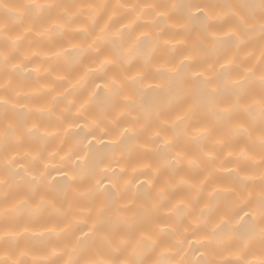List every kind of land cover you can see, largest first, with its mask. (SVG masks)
Masks as SVG:
<instances>
[{"label":"snow or ice","instance_id":"1","mask_svg":"<svg viewBox=\"0 0 264 264\" xmlns=\"http://www.w3.org/2000/svg\"><path fill=\"white\" fill-rule=\"evenodd\" d=\"M0 264H264V0H0Z\"/></svg>","mask_w":264,"mask_h":264},{"label":"bare ground","instance_id":"2","mask_svg":"<svg viewBox=\"0 0 264 264\" xmlns=\"http://www.w3.org/2000/svg\"><path fill=\"white\" fill-rule=\"evenodd\" d=\"M7 2H13V0H7ZM66 2H69V3L79 2V0H66ZM33 66L34 65H29V68H31ZM157 82H158V80H156V81H149V83H153V84L154 83H157ZM29 84H30V82H26V85H25V87L23 89L24 91H31L32 90V88L29 86ZM33 104L35 106H39L40 101L37 100V101L33 102L32 104H30L29 106L31 107V106H33ZM75 131H76V133H79V134L82 135V133H80V130L79 129H77ZM105 144H107V139H105ZM107 151H108V149L104 145H95L93 147V157H95L97 154L104 153V152H107ZM141 179H143V177H141Z\"/></svg>","mask_w":264,"mask_h":264}]
</instances>
